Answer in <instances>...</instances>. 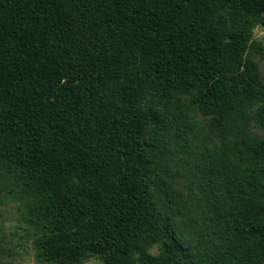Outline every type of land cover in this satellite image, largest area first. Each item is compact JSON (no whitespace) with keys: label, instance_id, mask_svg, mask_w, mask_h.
I'll list each match as a JSON object with an SVG mask.
<instances>
[{"label":"trees","instance_id":"obj_1","mask_svg":"<svg viewBox=\"0 0 264 264\" xmlns=\"http://www.w3.org/2000/svg\"><path fill=\"white\" fill-rule=\"evenodd\" d=\"M258 25L264 0H0V200L38 263L264 264Z\"/></svg>","mask_w":264,"mask_h":264},{"label":"rangeland","instance_id":"obj_2","mask_svg":"<svg viewBox=\"0 0 264 264\" xmlns=\"http://www.w3.org/2000/svg\"><path fill=\"white\" fill-rule=\"evenodd\" d=\"M254 38L264 44V25L255 28ZM254 57L264 76V58L260 54ZM23 211L20 203L10 196L0 200V242L6 249V254H0V264H40L33 244L34 230L24 220ZM151 251L159 253L160 246H154ZM82 264L105 263L101 258L93 257Z\"/></svg>","mask_w":264,"mask_h":264}]
</instances>
